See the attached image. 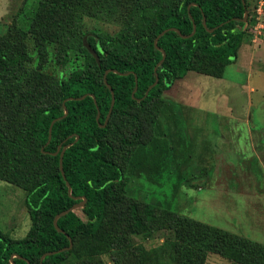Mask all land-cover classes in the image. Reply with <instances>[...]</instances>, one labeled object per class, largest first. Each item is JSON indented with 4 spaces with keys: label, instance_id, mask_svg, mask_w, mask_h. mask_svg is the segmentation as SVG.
<instances>
[{
    "label": "trees",
    "instance_id": "obj_1",
    "mask_svg": "<svg viewBox=\"0 0 264 264\" xmlns=\"http://www.w3.org/2000/svg\"><path fill=\"white\" fill-rule=\"evenodd\" d=\"M35 1L27 29L13 25L0 35V180L26 191L24 204L30 220L22 238H12L0 228V264H11L13 254L21 256L12 258L14 264L89 259L108 253L110 247L123 244L122 240L126 244L131 234L150 235L159 228L173 230L171 241L176 249L179 239L190 238L192 243L180 252L183 264L198 258L201 262L208 252L223 254L233 264H264L260 243L232 238L208 225L198 230L185 217L157 212L153 203L140 202L126 188L128 176L144 162L149 160L155 171L161 167L155 149L162 153L163 148L153 141V129L165 109L162 93L188 71L222 77L237 57L246 35L242 26L251 25L258 0L244 4L242 0ZM246 10L248 17L243 22ZM85 17L112 20L121 28L114 35L89 34L86 41L92 53L83 44L80 30ZM193 23L194 34L182 37L192 32ZM171 27L179 33L168 30L158 38L165 58L156 68L157 84L145 94L162 58L154 38ZM28 35L35 46V60L27 45ZM52 43H58V76L44 71ZM71 49L83 53L84 65L64 77ZM107 69L128 74H106L115 101L102 127L111 101L103 80ZM135 76L137 89L132 95ZM84 94L83 99H68ZM63 103L67 115L54 121L47 143L50 123L64 114ZM151 141L154 145L147 146ZM67 143L72 144L63 153L62 165L73 197L59 169V154ZM196 175L188 176L187 184ZM83 197L86 201L80 214L74 210L60 216L57 225L63 232L55 229V215ZM67 235L71 248L41 260L44 253L67 247Z\"/></svg>",
    "mask_w": 264,
    "mask_h": 264
},
{
    "label": "rangeland",
    "instance_id": "obj_2",
    "mask_svg": "<svg viewBox=\"0 0 264 264\" xmlns=\"http://www.w3.org/2000/svg\"><path fill=\"white\" fill-rule=\"evenodd\" d=\"M251 3L254 7L255 2ZM35 6V0H0V35L13 25L27 29ZM253 12L251 25L242 26L245 31L254 29ZM80 28L83 37L93 32L114 35L121 24L85 17ZM26 41L35 60L32 37L28 35ZM57 45L48 46L44 68L54 76L59 74ZM69 53L64 77L84 65L83 53L73 49ZM238 63L239 57L225 67L221 78L197 74L204 81L201 85L188 77L185 83L177 80L162 93L165 109L153 129V141L163 148L162 153L155 149L161 156L157 161L161 162L157 168L160 172L150 169L148 160L128 176L126 188L140 202L153 203L157 212L185 217L198 230L208 225L232 238L264 246V64L255 62L248 72ZM189 85L192 88L186 90ZM153 141L147 146L154 145ZM191 174L197 175L187 184L185 179ZM25 192L0 180V228L16 239L24 237L30 226ZM173 236V230L164 228L150 235L131 234L126 244L122 240L123 244L110 247L108 253L69 259L63 264H183L181 249L192 241L179 239L176 249ZM198 260L189 259V263L233 264L230 258L215 252Z\"/></svg>",
    "mask_w": 264,
    "mask_h": 264
},
{
    "label": "water",
    "instance_id": "obj_3",
    "mask_svg": "<svg viewBox=\"0 0 264 264\" xmlns=\"http://www.w3.org/2000/svg\"><path fill=\"white\" fill-rule=\"evenodd\" d=\"M242 3L244 4V3H245V0H242ZM247 17H248V11L246 10L245 13H244V16H243V18H242L243 22H246ZM203 25H204V27H206L205 18H203ZM168 30H174V31H177V32L179 33V30H178L177 28L171 27V28H166V29L162 30V31H161V32H160V33L154 38V41H153L154 46H155L156 48H158V49L162 52V58H161L160 61L157 63V65L154 67L155 80H154V82H153L151 85L148 86V88L146 89V93H145V94H147L148 91L150 90V88H152L153 86H155V85L157 84V82H158V74H157V72H156V68H157L158 65H160V64L163 62V60H164V58H165V52H164L163 49H161L160 47L157 46V40H158V38H159L160 36H162V35H163L164 33H166ZM195 30H196V25H195V23H193V29H192V32H191L189 35H186V36L181 34V36H182V37H190V36H192V35L194 34ZM209 31H212V29H210ZM86 38H87V36H84V37H83V44L85 45V47H86L87 49H89V51H91L92 53H94L93 50L91 49V47L89 46V44L87 43ZM109 71L118 72V71L115 70V69H107V70L104 72L103 80H104V83L106 84V86L109 88V90H110V92H111V101H110L109 109H108V112H107V114H106L105 120H104V122H103L102 124H100V126H102V127L106 125V123H107V121H108V119H109V117H110V114H111V112H112V108H113L114 101H115L114 92H113L111 86L108 84L107 79H106V74H107ZM118 73H120V74H128V73H121V72H118ZM136 89H137V77L135 76V88H134V90H133V92H132V95L134 94V92L136 91ZM85 96H87V94H84V95H82L81 97H69L68 99H69V100H71V99H77V100H78V99H83ZM90 96H92L93 99H94V101H95V97H94V95H93V94H90ZM63 107H64V114H63L62 116H60V117H57L56 119H53L52 122L50 123L49 129H48V140H47V143L49 142V140H50V138H51V130H52V125H53L54 121L57 120V119L63 118L64 116L67 115L68 110H67V108L65 107L64 103H63ZM99 117H100V113H99V110H98V111H97V115H96V120H97V121L99 120ZM76 139H77V136H76ZM71 144H72V143H67L66 145H64V146L62 147V149H61V151H60V154H59V169H60V172H61V175H62L63 179L65 180V183H66V186H67V193H68V195H70L71 197H73V196L71 195V186H70L69 182L66 180L65 173H64V170H63V165H62V157H63V153H64L65 149H66L68 146H70ZM58 151H59V148L57 149V151H56L54 154H57ZM85 201H86V198L83 197L82 200H81L80 202L75 203V204H73L72 206H70L68 209L63 210V211L59 212L58 214H56L55 217H54V219H53V225H54L55 229H57L58 231L63 232V230L60 229V228L58 227V225H57V219H58L60 216L66 214V213H68V212H70V211H74V210H79V211H80V209L84 206ZM67 237H68V239H69V245H68L67 247L62 248V249H59V250H56V251H49V252H46V253H44V254L41 256V260H42L46 255L54 254V253L60 252V251H62V250H65V249H69V248H71V246H72V240H71V238H70L68 235H67ZM13 257H21V256L18 255V254H13V255L11 256V264H14V262L12 261V258H13Z\"/></svg>",
    "mask_w": 264,
    "mask_h": 264
},
{
    "label": "crops",
    "instance_id": "obj_4",
    "mask_svg": "<svg viewBox=\"0 0 264 264\" xmlns=\"http://www.w3.org/2000/svg\"><path fill=\"white\" fill-rule=\"evenodd\" d=\"M263 3H264V0H263ZM238 57L240 59V63H238L239 66L244 69L246 68L248 72H250L253 69V65L255 62L257 63L256 65L264 64V18H263V28H261L259 31H257L256 29L246 30V35L244 37V40L242 44L240 45V47L238 48L236 59H238ZM197 74H202V73H198L195 71H188L183 78L178 79V80H182L183 83H185L188 77L195 78L196 79L195 82L198 81L197 84L199 86L202 83H204V81L203 79L199 78ZM203 75H206V74H203ZM206 76H209V75H206ZM247 76H246V79H247ZM215 78H221V77H215ZM191 88H192V85H189V87H186V90H190ZM249 89L252 90L253 88H249ZM201 91L203 92L202 89H200V93ZM226 110L230 111L229 108H227ZM236 119H239V117L237 116Z\"/></svg>",
    "mask_w": 264,
    "mask_h": 264
},
{
    "label": "built area",
    "instance_id": "obj_5",
    "mask_svg": "<svg viewBox=\"0 0 264 264\" xmlns=\"http://www.w3.org/2000/svg\"><path fill=\"white\" fill-rule=\"evenodd\" d=\"M263 0H259L255 9V13H256V24L254 26V29H256L257 31H259L261 28H263Z\"/></svg>",
    "mask_w": 264,
    "mask_h": 264
}]
</instances>
